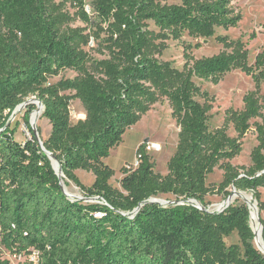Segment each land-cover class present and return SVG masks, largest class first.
Returning a JSON list of instances; mask_svg holds the SVG:
<instances>
[{
	"label": "trees",
	"instance_id": "trees-1",
	"mask_svg": "<svg viewBox=\"0 0 264 264\" xmlns=\"http://www.w3.org/2000/svg\"><path fill=\"white\" fill-rule=\"evenodd\" d=\"M71 1L84 13L82 0ZM232 1L160 5L156 0H95L92 6L102 21L113 19L110 40L115 46L111 58L98 63L96 78L85 70L71 36L59 33L47 0H0V247L15 255H35L18 264H264V254L253 244L245 203L209 212L188 202L195 199L206 206L204 196L214 192L206 179L218 166L223 173L216 193L228 194V187L252 191L260 210L264 92L258 89L264 86V47L251 66L242 43L216 36L218 43L233 49L179 72L146 53L149 41L140 26L148 19L175 39L184 33L208 38L215 27L238 24ZM234 68L250 75L255 84L243 96V108L227 118L239 137L250 129V120L259 119L253 124L256 145L247 169L229 162L239 153L240 142L221 129L209 131L205 110L193 96L197 88L190 82L194 75L217 83ZM65 69L79 74L48 82ZM154 88L168 98L179 126L175 151L166 163L167 172L159 174L141 144L136 167L121 169L119 191L109 185L113 170L102 159L145 113ZM67 90L73 94H65ZM32 96L50 124L43 148L28 121L33 103L23 111L29 132L23 142L14 137L18 124L11 127L7 122ZM72 98L79 99L85 114L75 123L70 121ZM45 150L60 162L64 178L104 203L69 199ZM77 169L94 175L91 186L81 184ZM164 194L174 197L172 205L148 201ZM233 232L238 242L227 245L224 238ZM0 264L10 263L0 258Z\"/></svg>",
	"mask_w": 264,
	"mask_h": 264
},
{
	"label": "rangeland",
	"instance_id": "rangeland-1",
	"mask_svg": "<svg viewBox=\"0 0 264 264\" xmlns=\"http://www.w3.org/2000/svg\"><path fill=\"white\" fill-rule=\"evenodd\" d=\"M82 1L84 13L71 0H47V3L49 10L57 18L59 33L71 36L74 46L84 58L85 70L99 78L98 63L109 60L111 58L110 50L115 48L110 40L111 27H113L114 23L112 18L108 22L102 21L93 9L92 4L95 0ZM156 2L160 5L181 4V0H156ZM231 6L235 13L240 16L238 24L228 29L215 27L214 35L208 38L193 37L184 33L175 39L165 30L158 28L151 20H141L140 26L149 41L146 53L159 63H167L171 69L186 72L199 59L216 56L223 51L230 52L233 46L227 48L215 40L216 36H224L229 42L238 41L242 43L243 49L245 47L248 53L247 63L252 66L255 55L264 47V0H233ZM78 74L74 70L65 69L57 76L50 77L48 82L56 83L60 79H73ZM190 82L197 88L194 90L193 96L195 101L205 110L209 131L221 129L227 137L235 138L240 142L239 153L229 162L233 166L247 169L252 165L251 152L256 145L253 124L259 119L250 120V129L239 137L227 118L229 112L239 111L243 108V96L248 91L255 89L252 77L245 74L240 68H234L225 73L217 83L197 78L194 75L190 77ZM152 90H154L155 97L147 106L145 113L140 116L134 125L125 131L121 142L111 148L109 154L102 159L103 163L113 170V174L108 181L109 185L119 191H121L119 184V180L122 177L121 169L132 170L136 167L137 149L141 144L145 145V151L154 163V171L159 174L167 172L166 163L175 151L179 126L175 117H173L168 98L160 94L159 90L155 88ZM258 91L260 94L264 92L263 84L260 85ZM64 93L73 94V91L67 90ZM27 100L35 101L33 103L35 109L29 114L28 121H32L36 112L39 113L37 120L32 122L38 131L41 141H43L50 132V124L46 118L42 117L43 107L36 102L35 98L32 96L27 98ZM24 108L25 106L19 110L15 109L12 111L7 121L11 127L15 123L18 124L14 137L19 142H23L29 137V132L23 122ZM69 108L71 123H75L78 119H84L85 114L79 99L72 98ZM74 173L84 186H91L93 183L94 175L90 171L77 169ZM222 173V169L216 166L213 172L207 176V186L214 187L212 188L214 192L204 196L205 208L212 212L223 209L226 205L221 207V204L229 195L232 196L235 191L251 195L252 201L249 203L258 210L262 237L264 229V187L258 189L259 201L262 204L259 210L258 201L252 191H239L233 187H228L226 188L228 194L223 192L216 193L222 179ZM61 180L69 199L79 200L84 203H104L98 196H86L83 190L72 181L64 178L63 174ZM226 195L228 196L226 197ZM153 199L158 202H164V205H172L174 203V197L167 194L159 195ZM180 203L182 204V202ZM231 203L249 205L241 197H236ZM260 219H262V224ZM249 223L252 228L251 220H249ZM224 241L227 245L237 243L236 232L224 238ZM253 244L264 254L255 238L253 239ZM0 258L7 259L10 264H18L27 258L34 260L35 255L34 253L31 255H15L0 247Z\"/></svg>",
	"mask_w": 264,
	"mask_h": 264
},
{
	"label": "water",
	"instance_id": "water-1",
	"mask_svg": "<svg viewBox=\"0 0 264 264\" xmlns=\"http://www.w3.org/2000/svg\"><path fill=\"white\" fill-rule=\"evenodd\" d=\"M35 100H36V102H37L38 104L41 105V103H40L37 99H35ZM28 103H35V101H34V100H26L24 103H21L20 105H18V106L16 107V110H19L20 108L24 107V106H25L26 104H28ZM41 106H42V105H41ZM29 125H30V128H31L32 132H33V136L35 137V139L38 141V143H39L40 146L42 147L43 142L41 141V139H40V137H39V134H38V131H37V129H35L33 122H32V121H29ZM145 141H146V140H145ZM42 148H43V147H42ZM45 153L47 154V156H48L49 159L51 160V165H52L53 169L55 170V173L57 174V176H58V178H59V185H60L62 191H63L64 194L68 197V195L66 194V192H65V190H64V187H63V184H62V180H61L62 171H61V165H60V162H59V161H58V160H57V159H56L51 153H49L48 151L45 150ZM53 160L57 162V168L53 165ZM230 196H231V195H229V196L227 197V199H228ZM148 201H149V202H156V203H158L159 205H163V206H165V205H164V202H158V201L154 200L153 198H150ZM188 202L191 203L192 205L196 206V207H197L198 209H200V210L209 211L207 208H205V207H203L202 205H200V203H199L197 200H195V199H189ZM167 203H170V202H167ZM229 204H230V203L226 204V206H225L223 209H221V210H219V211H217V212H221V211H223L227 206H229ZM246 205H247V204H246ZM247 206H248V208H249V205H247ZM137 210H138V208H135V209L132 211L131 214L133 215ZM209 212H212V211H209ZM249 217H250V211H249ZM251 229H252V228H251ZM252 231H253V230H252ZM253 234H254V238H255V233H254V231H253Z\"/></svg>",
	"mask_w": 264,
	"mask_h": 264
},
{
	"label": "bare ground",
	"instance_id": "bare-ground-1",
	"mask_svg": "<svg viewBox=\"0 0 264 264\" xmlns=\"http://www.w3.org/2000/svg\"><path fill=\"white\" fill-rule=\"evenodd\" d=\"M38 116H39V113L36 112L32 118V121H36ZM53 165L57 168V162L54 160H53ZM64 190H65V187H64ZM65 192H66V190H65ZM236 197H241L248 203L252 201L251 195L243 193V192H236L235 191V193H233V195L229 199H226L221 204V207L228 204V203H231V201H233ZM249 205H250V219L249 220H251L252 228H253V231L255 233V239H256V242L260 245L261 249L264 251V241L261 237L262 228H261V225H260L259 219H258V210L254 206H251L250 203H249ZM221 207H219V208H221ZM259 228H260V230H259Z\"/></svg>",
	"mask_w": 264,
	"mask_h": 264
}]
</instances>
